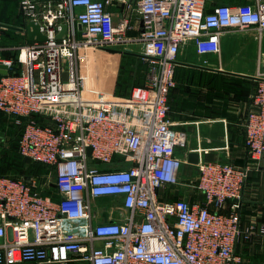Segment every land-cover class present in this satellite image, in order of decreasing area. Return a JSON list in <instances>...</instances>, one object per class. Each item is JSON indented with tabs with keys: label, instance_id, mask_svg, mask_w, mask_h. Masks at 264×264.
<instances>
[{
	"label": "built area",
	"instance_id": "2783aa9c",
	"mask_svg": "<svg viewBox=\"0 0 264 264\" xmlns=\"http://www.w3.org/2000/svg\"><path fill=\"white\" fill-rule=\"evenodd\" d=\"M107 2L20 0L45 39L16 47L15 61L0 55L7 68L0 111L23 124L19 153L54 168L48 184L58 199L42 194L33 176L0 174V264H243L236 243L264 235V225L240 228L247 167L199 159V203L160 201L157 190L179 181L185 161L177 150L186 134L167 118L181 44L191 40L199 54L219 53L222 30L232 27L260 37L264 0L210 10L207 0H137L134 39L126 36V20L113 21ZM62 23L66 32L57 39ZM133 42L147 62L143 84L127 95L88 84L90 50ZM244 144L252 158L264 155V78L251 94ZM114 196L121 202L97 221L103 211L92 200ZM228 199L236 201L221 211Z\"/></svg>",
	"mask_w": 264,
	"mask_h": 264
},
{
	"label": "crops",
	"instance_id": "0c3cea01",
	"mask_svg": "<svg viewBox=\"0 0 264 264\" xmlns=\"http://www.w3.org/2000/svg\"><path fill=\"white\" fill-rule=\"evenodd\" d=\"M136 1L108 0L105 6L115 23L128 22L126 36L132 39L138 35L140 24ZM218 1H211L209 9ZM223 1L235 4L251 0ZM19 3L20 0H0V55L4 58H16V47L31 42L26 34L27 19ZM79 10L81 7L74 8V11ZM125 47L132 50L127 53L133 54L139 44L107 47L121 52H110L105 48L88 52L89 85L111 90L110 75H116L119 60L126 55ZM263 76L264 33L259 37L252 31L235 27L223 29L219 53L199 54L191 40L181 44L173 67L174 84L168 91L167 118L174 129L186 134L185 146L177 150V155L185 161L179 181L157 190L160 201L182 197L192 203L202 202V195L194 187L196 164L186 160L187 153L196 151L198 160L223 161L248 168L238 199L240 228L264 225V155L252 158L244 144V121L251 94ZM0 114L6 115L2 111ZM43 192L58 199L54 189ZM234 201L226 200L220 210L229 211ZM120 202V196L98 197L92 200V205L96 212H106ZM102 219L104 217L97 221ZM235 253L241 257H260L252 258L255 259L253 263L264 264V235L254 232L249 239L240 240L235 245Z\"/></svg>",
	"mask_w": 264,
	"mask_h": 264
},
{
	"label": "rangeland",
	"instance_id": "374dc122",
	"mask_svg": "<svg viewBox=\"0 0 264 264\" xmlns=\"http://www.w3.org/2000/svg\"><path fill=\"white\" fill-rule=\"evenodd\" d=\"M213 0H207V8ZM219 3L226 1L219 0ZM118 46V45H116ZM135 54L125 55L120 58L116 75L111 76V90H125L131 85L142 84L145 80L147 62L138 55L140 49L137 47ZM139 50V51H138ZM4 113V112H3ZM0 114V173L9 175L31 174L36 179L39 189L43 191L52 190L48 182L54 180V168L39 162H23L18 150V136L22 131L23 124L16 121L13 115ZM94 209V208H93ZM252 258L260 257H242L243 264H254Z\"/></svg>",
	"mask_w": 264,
	"mask_h": 264
},
{
	"label": "water",
	"instance_id": "95a60500",
	"mask_svg": "<svg viewBox=\"0 0 264 264\" xmlns=\"http://www.w3.org/2000/svg\"><path fill=\"white\" fill-rule=\"evenodd\" d=\"M26 34H27V38L31 41H43L45 39V35L40 31L39 29V23L35 22L33 20H29L26 23ZM66 24L62 23L61 24V29L60 31L56 34V38L60 39L66 32ZM105 49H108L110 52H119L120 50L115 49V48H107L105 47ZM121 52V51H120ZM124 53H127L128 51H123ZM0 73L1 74H6L7 73V68L5 65L1 64L0 65ZM17 119L21 120V121H25L27 119V116L24 115H18ZM90 147H87V154H90ZM198 153L196 151H191L189 153H187V162L189 163H197L198 161ZM24 162H30L31 159L27 156L23 157ZM103 217L104 219H106V212H103ZM96 245H100V242L96 243Z\"/></svg>",
	"mask_w": 264,
	"mask_h": 264
},
{
	"label": "trees",
	"instance_id": "16d2710c",
	"mask_svg": "<svg viewBox=\"0 0 264 264\" xmlns=\"http://www.w3.org/2000/svg\"><path fill=\"white\" fill-rule=\"evenodd\" d=\"M212 7V6H211ZM206 8H207V2H206ZM207 10H210L209 9V7L207 8ZM126 55H135V54H132V53H125ZM13 60L15 61L16 60V58H13ZM19 70L17 69L16 70V72H18ZM142 84H143V82H142ZM139 85H141V84H139ZM133 85H131V86H129V87H127L125 90H123V91H121V90H117V91H115L114 90V92L116 93V94H119V95H127L128 93H129V90H130V88L132 87ZM33 117H35L38 121H43L38 115H34ZM22 124V123H21ZM19 136H20V134H19ZM19 136H18V138H19ZM17 150H18V141H17ZM18 153H19V151H18ZM19 155H20V157H21V159H22V161L24 162V160H23V156L19 153ZM0 174H5V173H0ZM5 175H9V174H5ZM10 176H12V177H18V176H25V177H29V176H33V175H31V174H23V175H10ZM50 185V187L52 188V189H54V186L52 185V184H49ZM41 193L42 194H46V193H44L43 191H41ZM52 198H53V196H52ZM53 199H55V198H53Z\"/></svg>",
	"mask_w": 264,
	"mask_h": 264
}]
</instances>
